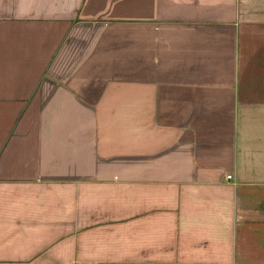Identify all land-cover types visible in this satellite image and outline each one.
I'll return each instance as SVG.
<instances>
[{"label":"crops","instance_id":"0c3cea01","mask_svg":"<svg viewBox=\"0 0 264 264\" xmlns=\"http://www.w3.org/2000/svg\"><path fill=\"white\" fill-rule=\"evenodd\" d=\"M0 264H264V0H0Z\"/></svg>","mask_w":264,"mask_h":264},{"label":"built area","instance_id":"2783aa9c","mask_svg":"<svg viewBox=\"0 0 264 264\" xmlns=\"http://www.w3.org/2000/svg\"><path fill=\"white\" fill-rule=\"evenodd\" d=\"M228 178L230 179V178H232V176H228Z\"/></svg>","mask_w":264,"mask_h":264}]
</instances>
